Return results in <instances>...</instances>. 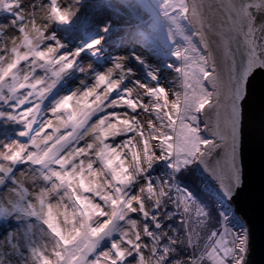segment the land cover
Wrapping results in <instances>:
<instances>
[{
  "label": "snow or ice",
  "instance_id": "6c2138e0",
  "mask_svg": "<svg viewBox=\"0 0 264 264\" xmlns=\"http://www.w3.org/2000/svg\"><path fill=\"white\" fill-rule=\"evenodd\" d=\"M257 94L264 0H0V264H249Z\"/></svg>",
  "mask_w": 264,
  "mask_h": 264
},
{
  "label": "water",
  "instance_id": "95a60500",
  "mask_svg": "<svg viewBox=\"0 0 264 264\" xmlns=\"http://www.w3.org/2000/svg\"><path fill=\"white\" fill-rule=\"evenodd\" d=\"M243 150L244 186L232 206L250 229L249 264H264V101L259 95L246 106Z\"/></svg>",
  "mask_w": 264,
  "mask_h": 264
},
{
  "label": "rangeland",
  "instance_id": "374dc122",
  "mask_svg": "<svg viewBox=\"0 0 264 264\" xmlns=\"http://www.w3.org/2000/svg\"><path fill=\"white\" fill-rule=\"evenodd\" d=\"M86 2L87 3H91V2H93V0H86ZM113 2L114 3H116V2H118V0H113ZM122 35H125V33H118L117 35H115L114 37H113V40H116V39H118V37L119 36H122ZM110 47H111V44H110ZM112 50H114V51H119V49H115V48H113ZM138 50H140L139 48H138ZM0 235H3V229H0Z\"/></svg>",
  "mask_w": 264,
  "mask_h": 264
},
{
  "label": "flooded vegetation",
  "instance_id": "af4514ba",
  "mask_svg": "<svg viewBox=\"0 0 264 264\" xmlns=\"http://www.w3.org/2000/svg\"><path fill=\"white\" fill-rule=\"evenodd\" d=\"M233 208H234V206H233ZM243 222L247 225V227H248V229H249V233H250V229L252 228L250 225H248L244 220H243ZM250 243H251V240H250ZM250 249H251V247H250ZM249 258H250V252H249ZM249 258H248V261H249Z\"/></svg>",
  "mask_w": 264,
  "mask_h": 264
},
{
  "label": "bare ground",
  "instance_id": "6f19581e",
  "mask_svg": "<svg viewBox=\"0 0 264 264\" xmlns=\"http://www.w3.org/2000/svg\"><path fill=\"white\" fill-rule=\"evenodd\" d=\"M122 33H124V32H122Z\"/></svg>",
  "mask_w": 264,
  "mask_h": 264
}]
</instances>
